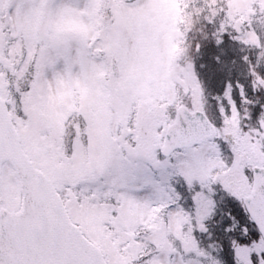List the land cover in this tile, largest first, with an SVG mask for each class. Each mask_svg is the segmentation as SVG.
<instances>
[{
    "label": "snow or ice",
    "instance_id": "obj_1",
    "mask_svg": "<svg viewBox=\"0 0 264 264\" xmlns=\"http://www.w3.org/2000/svg\"><path fill=\"white\" fill-rule=\"evenodd\" d=\"M0 264H264V0H0Z\"/></svg>",
    "mask_w": 264,
    "mask_h": 264
}]
</instances>
